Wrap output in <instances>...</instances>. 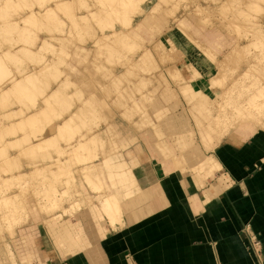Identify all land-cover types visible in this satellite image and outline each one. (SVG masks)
I'll return each mask as SVG.
<instances>
[{
    "label": "rangeland",
    "instance_id": "rangeland-1",
    "mask_svg": "<svg viewBox=\"0 0 264 264\" xmlns=\"http://www.w3.org/2000/svg\"><path fill=\"white\" fill-rule=\"evenodd\" d=\"M10 1L0 0L5 22L31 9L9 7ZM42 2L41 8L53 5L42 13L50 29L16 18L0 31L2 46L23 48L9 59L16 77L31 75L17 89L15 106L34 118L13 152L0 151V264H38L24 261L34 254L32 230L25 228L38 212L80 208L84 194L104 191L102 159L151 126L153 102L177 73L182 56L169 41L177 27L216 66L201 121L208 117L207 132L217 134L207 137L218 143L239 122L264 130V0ZM21 23L46 37L16 32L12 26ZM194 35L209 39L206 46ZM7 76L0 70V79ZM12 136L18 133L6 135ZM109 199H102L103 209ZM105 214L113 220L117 212Z\"/></svg>",
    "mask_w": 264,
    "mask_h": 264
},
{
    "label": "crops",
    "instance_id": "crops-1",
    "mask_svg": "<svg viewBox=\"0 0 264 264\" xmlns=\"http://www.w3.org/2000/svg\"><path fill=\"white\" fill-rule=\"evenodd\" d=\"M42 4V0L40 5L34 0H12L7 5L30 6L16 18L35 22L38 29H50L42 13L53 5L44 3L41 8ZM4 17L0 15L1 32L3 23L9 28L19 20L13 15L5 22ZM12 27L16 32L37 34V28L22 23ZM177 29L169 34V41L182 58L174 78L166 79L167 87L153 102L151 126L119 143L102 159L104 191L84 194L80 208L63 209L51 216L38 212L33 227L25 228L32 230L29 246L34 254L25 255L28 259L24 257V261L264 264V130L257 128L245 136L233 130L210 147L214 140L207 134L217 133L207 132L208 117L201 121V116L207 112L205 96L210 99L207 93L212 90L216 66L207 52ZM36 36L46 37L40 32ZM196 39L205 46L209 41ZM2 45L0 42V70H6L8 76L0 79V151L10 152L34 120L32 112L15 106L17 89L24 90L31 75L20 79L9 65V59L23 48ZM63 122L54 123L51 138ZM14 132L16 138L6 137ZM107 197L115 198L119 205L113 220L102 207L101 201Z\"/></svg>",
    "mask_w": 264,
    "mask_h": 264
},
{
    "label": "bare ground",
    "instance_id": "bare-ground-1",
    "mask_svg": "<svg viewBox=\"0 0 264 264\" xmlns=\"http://www.w3.org/2000/svg\"><path fill=\"white\" fill-rule=\"evenodd\" d=\"M253 101V104H256L255 102L256 101H254V100H252ZM252 101L250 102V104L252 103ZM252 105V104H251ZM257 105V104H256ZM244 106V105H243ZM247 106V105H246ZM245 106V107H246ZM264 107V106H263ZM244 107H243V111H244ZM246 109H247V107H246ZM240 110H242V108H240ZM248 110V109H247ZM246 110V111H247ZM238 111H239V109H238ZM243 111H239V112H243ZM259 111V110H258ZM238 112V113H239ZM260 112V111H259ZM251 113V112H250ZM255 113V112H254ZM262 113V112H261ZM246 116V115H245ZM250 116V115H249ZM251 117V116H250ZM243 118V117H242ZM239 124L240 125H238V129H237V131H242L243 133V135L245 136V135H247V134H250L252 131H254L255 129L252 127V129L250 128V126L249 125H246V122H239ZM213 125V124H212ZM210 127H211V125H210ZM225 127V126H224ZM248 129H247V128ZM212 128H214V126L212 127ZM249 128H250V130H249ZM208 129L210 130V128H209V126H208ZM218 129V128H217ZM223 129V128H222ZM226 131V130H225ZM235 134V133H234ZM221 136H219V138H220ZM242 137V136H241ZM208 138V137H207ZM222 138H223V136H222ZM238 139V138H237ZM218 141V140H217ZM214 145H216V142H212V144H210V147H212V146H214ZM209 147V146H208ZM110 200V202H109V205H105V213H111V212H113V211H115L116 210V212L117 213H119L118 211H119V205H118V202H116V199L115 198H110L109 199ZM119 215V214H118Z\"/></svg>",
    "mask_w": 264,
    "mask_h": 264
}]
</instances>
